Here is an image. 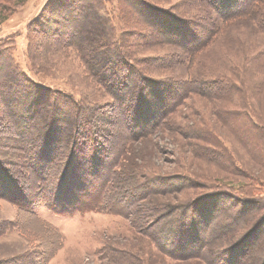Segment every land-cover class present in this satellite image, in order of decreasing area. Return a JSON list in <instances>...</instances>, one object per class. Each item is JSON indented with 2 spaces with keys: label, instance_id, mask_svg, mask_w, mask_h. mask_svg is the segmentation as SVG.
Wrapping results in <instances>:
<instances>
[{
  "label": "trees",
  "instance_id": "1",
  "mask_svg": "<svg viewBox=\"0 0 264 264\" xmlns=\"http://www.w3.org/2000/svg\"><path fill=\"white\" fill-rule=\"evenodd\" d=\"M22 1L0 0V21ZM118 1L122 21L139 11L149 24L146 32L117 34L105 0H51L27 34L32 68L41 66L36 55L43 43L32 35L40 31L60 53H76L91 87L109 96L108 113L94 97L38 87L0 46V198L26 212L43 202L55 213L92 209L129 218L137 248L102 244L98 253L106 264H155L161 257L188 264H264V118L254 110L255 103L264 107V44L240 42L247 67L230 68L231 77L216 69L193 77L160 73L198 67L196 58L232 22L249 23L264 42V0H185L168 8L148 0ZM84 18L95 22L109 66L95 65L96 46L84 45ZM164 44L165 52L137 55ZM193 94L217 102L214 122L183 121L185 115L177 120ZM15 97L25 104L22 113ZM161 129L191 148L199 169L163 175L126 158L133 140ZM182 190L189 191L179 198ZM23 263H32L29 255L11 264Z\"/></svg>",
  "mask_w": 264,
  "mask_h": 264
},
{
  "label": "rangeland",
  "instance_id": "2",
  "mask_svg": "<svg viewBox=\"0 0 264 264\" xmlns=\"http://www.w3.org/2000/svg\"><path fill=\"white\" fill-rule=\"evenodd\" d=\"M50 1L23 0L20 5L16 6L12 13L0 21V46L5 52H8L7 56L13 61L15 67L32 79L38 87L71 93L76 98L82 94L94 97L99 102L98 107H102L104 112L108 113L109 106L105 107L104 105L110 100L109 96L101 89L96 90L91 87V78L84 71L82 62L72 49L60 53L59 49L56 50L57 48H54L53 43H50V40L48 41L42 32L34 31L32 35L38 37L39 43H43L42 53L37 52L36 55L41 66L37 70L29 65L26 54L29 25L37 20L41 13L44 14L45 5ZM148 1L159 3L164 8H168L170 4L179 7V4L186 2L185 0ZM1 2H6V0H1ZM104 5L112 18L117 34L122 29H128L134 33L147 31L146 25L149 24H144L141 21L143 17L139 11L136 14L132 12L128 22L124 23L121 19L118 0H105ZM195 8L200 14H203V7L200 8L195 3ZM59 13L66 15V11L63 10ZM55 16L56 13L53 17ZM83 21L80 32L87 39L84 45L87 46V43H91L96 46L95 51L91 52L95 59L94 64L109 66L110 62L106 57H102L108 54L107 52L102 53V51H106L105 47L97 43L99 35L96 33L95 22L86 18ZM98 34L100 33L98 32ZM253 41L260 46L264 44L263 40L255 35V31L249 23L232 22L196 58L199 68L194 64H189L186 67L187 70H184L179 65L174 68L173 66L168 67L160 73L164 77H193L198 73H204L203 71L216 69L219 74L231 77L230 68L238 70L247 67L245 59L239 55V43L249 42L253 46ZM168 48L167 44H164L162 49L154 47L153 50H146L137 53V55L140 57L144 55L143 53L154 55L155 51L162 53ZM116 92H122V90ZM13 102L20 104L22 113L25 104L18 97L13 98ZM186 102L181 106V112L177 116L178 121H182L180 116L185 115L183 121L205 118L210 123L214 122L213 113L214 109L216 110L217 102L208 101V98L198 97L194 94L191 95V98H187ZM254 107V110L263 114L264 118V107L260 106L261 108L257 109L256 103ZM3 112L4 106L0 105V113ZM226 142L228 143V141ZM180 143L181 139L178 136L174 138L168 129H161L152 134L150 138L133 140L125 156L133 158L134 164L154 169L163 175H172L182 168L199 169L201 161L192 156L191 148L181 147ZM86 154L91 157L89 153ZM7 157L8 159L12 158L11 155H7ZM211 170H215V167L212 166ZM177 185L178 183H173V186ZM188 191L182 190L177 195L179 198H184ZM0 230H3L0 233V264H11L24 255H29L32 260L30 264H106V261L98 253L102 244L110 243L136 250L139 240L137 233L130 227L129 218L120 214L92 209L70 214L55 213L48 209L43 202H38L30 212H26L6 198H0ZM192 263L194 264V262ZM155 264L188 263L170 262V260L161 257Z\"/></svg>",
  "mask_w": 264,
  "mask_h": 264
}]
</instances>
